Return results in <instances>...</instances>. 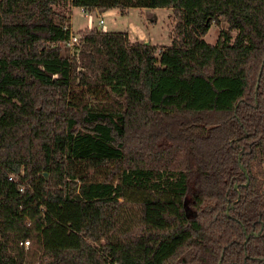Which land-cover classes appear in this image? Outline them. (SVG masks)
Instances as JSON below:
<instances>
[{"label": "trees", "instance_id": "trees-1", "mask_svg": "<svg viewBox=\"0 0 264 264\" xmlns=\"http://www.w3.org/2000/svg\"><path fill=\"white\" fill-rule=\"evenodd\" d=\"M69 7H171L184 68L96 27L78 63ZM0 264H264V0H0Z\"/></svg>", "mask_w": 264, "mask_h": 264}, {"label": "rangeland", "instance_id": "rangeland-1", "mask_svg": "<svg viewBox=\"0 0 264 264\" xmlns=\"http://www.w3.org/2000/svg\"><path fill=\"white\" fill-rule=\"evenodd\" d=\"M66 15L68 19L67 25L70 26L71 32L79 37L77 42L79 43V52L76 55L78 63L82 59L83 53L90 50L88 44L80 41L78 31L87 27H96L109 32L126 31L131 43L149 41L148 45L155 46V64L158 68H167L173 71H181L184 68V58L179 52H175L170 56L162 55L163 52L166 53L168 51L167 48L171 45L172 39L176 34L174 29L176 19L173 16L171 7H130L126 9L124 14H121L118 8H111L102 13H90L84 12L80 7H69ZM100 18L103 19V24L99 23ZM226 27L227 24L224 20H221L220 25H211L204 36V40L211 45L214 44L220 29H225ZM61 46L64 55H72L73 47L75 46L69 43H64ZM211 56L212 53H195L194 61L203 62Z\"/></svg>", "mask_w": 264, "mask_h": 264}, {"label": "built area", "instance_id": "built-area-1", "mask_svg": "<svg viewBox=\"0 0 264 264\" xmlns=\"http://www.w3.org/2000/svg\"><path fill=\"white\" fill-rule=\"evenodd\" d=\"M99 23L100 24H103V19H99ZM79 40V37H77V35H72L70 40L67 42L69 44H71L72 46L74 45H78L79 43H77ZM83 43V42H82ZM79 52V51H78ZM78 54V53H77ZM9 179H12V175L9 177ZM21 244L24 246V247H28L29 246V240H24L23 242H21Z\"/></svg>", "mask_w": 264, "mask_h": 264}, {"label": "water", "instance_id": "water-1", "mask_svg": "<svg viewBox=\"0 0 264 264\" xmlns=\"http://www.w3.org/2000/svg\"><path fill=\"white\" fill-rule=\"evenodd\" d=\"M144 45H148L149 44V41H144L143 42ZM241 169L243 170V172L246 174V171H245V168L243 167V165H241ZM247 175V174H246ZM45 177H47V174L45 173ZM260 231L258 232H254V231H251L249 233H246V240L249 238L250 235H253V236H257L259 235ZM245 240V241H246Z\"/></svg>", "mask_w": 264, "mask_h": 264}]
</instances>
